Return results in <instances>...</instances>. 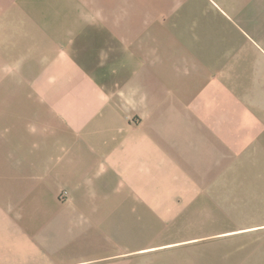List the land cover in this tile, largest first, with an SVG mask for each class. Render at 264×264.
<instances>
[{"label": "crops", "instance_id": "0c3cea01", "mask_svg": "<svg viewBox=\"0 0 264 264\" xmlns=\"http://www.w3.org/2000/svg\"><path fill=\"white\" fill-rule=\"evenodd\" d=\"M206 1L0 0V264H264V0Z\"/></svg>", "mask_w": 264, "mask_h": 264}, {"label": "rangeland", "instance_id": "374dc122", "mask_svg": "<svg viewBox=\"0 0 264 264\" xmlns=\"http://www.w3.org/2000/svg\"><path fill=\"white\" fill-rule=\"evenodd\" d=\"M196 1H200L202 3L203 8H204L203 12H202V10L200 12V15L202 17L201 20H210V14L207 13V11L205 10V8L209 7L207 1L206 0H196ZM194 2H195V0H187L186 5L181 8V14H182V16H184L185 20H186V18H188L187 20H191V18H192L191 12L195 8L193 6ZM196 10H197V8H196Z\"/></svg>", "mask_w": 264, "mask_h": 264}]
</instances>
